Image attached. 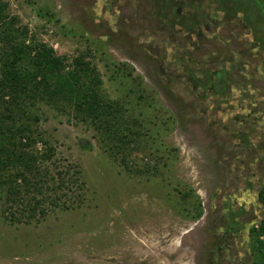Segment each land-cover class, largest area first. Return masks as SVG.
Returning a JSON list of instances; mask_svg holds the SVG:
<instances>
[{
    "label": "rangeland",
    "instance_id": "374dc122",
    "mask_svg": "<svg viewBox=\"0 0 264 264\" xmlns=\"http://www.w3.org/2000/svg\"><path fill=\"white\" fill-rule=\"evenodd\" d=\"M1 1L69 63L85 56L139 135L123 162L94 125L30 105L48 181L67 173L70 191L30 222L0 204V264H257L264 0Z\"/></svg>",
    "mask_w": 264,
    "mask_h": 264
},
{
    "label": "trees",
    "instance_id": "16d2710c",
    "mask_svg": "<svg viewBox=\"0 0 264 264\" xmlns=\"http://www.w3.org/2000/svg\"><path fill=\"white\" fill-rule=\"evenodd\" d=\"M6 8L0 0V204L10 213L11 221L22 223L36 215L44 218L45 200L58 206L70 191L67 173L58 172L53 184L48 181L49 172L42 166L52 161L55 151L35 134L32 124H38L40 118L32 114L30 105L42 102L94 125L112 144L111 152L122 155L123 162L125 153L120 149L136 142L139 132L132 128L119 103L105 100L102 80L85 56L69 63L66 56L57 55L53 48L30 37L27 29L16 28L15 19L6 21ZM39 143L41 151L37 149ZM78 179L74 177L72 185L79 184ZM59 191L66 192L59 198H48V192ZM32 193L42 195V200L33 204L29 200ZM260 200L264 204L263 193ZM19 212L23 214L18 216ZM254 236L257 264H264V221Z\"/></svg>",
    "mask_w": 264,
    "mask_h": 264
}]
</instances>
